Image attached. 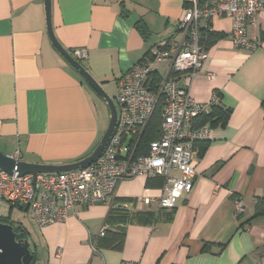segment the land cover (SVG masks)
<instances>
[{
	"label": "crops",
	"instance_id": "obj_1",
	"mask_svg": "<svg viewBox=\"0 0 264 264\" xmlns=\"http://www.w3.org/2000/svg\"><path fill=\"white\" fill-rule=\"evenodd\" d=\"M186 7V0H52V24L73 57L87 51L81 64L115 100L124 74L178 33ZM209 23L223 37L208 49L190 94L202 104L218 94L231 114L213 124L193 189L165 210L163 177L128 179L106 202L76 206L45 228L28 207L0 197V219L25 232L32 264H264V217L254 218L255 199L264 197V11L247 27L261 43L255 51L234 47L230 17ZM109 120L107 104L53 46L44 0H0V151L33 164L75 163L94 151ZM144 196L154 201L139 205ZM115 213L127 219H109Z\"/></svg>",
	"mask_w": 264,
	"mask_h": 264
},
{
	"label": "built area",
	"instance_id": "obj_2",
	"mask_svg": "<svg viewBox=\"0 0 264 264\" xmlns=\"http://www.w3.org/2000/svg\"><path fill=\"white\" fill-rule=\"evenodd\" d=\"M178 33L155 45L149 54L118 81L115 103L117 128L102 155L89 167L62 174L19 176L0 171V197L14 206H26L39 228L64 222L76 206L104 203L119 184L136 177H163L159 197L161 209L176 207L193 189L198 163L196 144L210 139L211 128H196L194 121L219 104L214 94L209 104L197 102L190 94L192 81L209 60L203 42V22L230 17L232 41L237 49L255 51L259 40H251L247 27L264 11V0H186ZM74 58H88L85 49H74ZM168 65L160 73L161 65ZM163 99L160 138L148 152L136 155L137 142ZM18 156V154H17ZM18 158V157H17ZM177 172V176L173 175ZM151 197H141L139 205H150ZM238 211L242 203L236 202ZM103 228L99 237L106 235ZM93 248L96 250V245Z\"/></svg>",
	"mask_w": 264,
	"mask_h": 264
},
{
	"label": "water",
	"instance_id": "obj_3",
	"mask_svg": "<svg viewBox=\"0 0 264 264\" xmlns=\"http://www.w3.org/2000/svg\"><path fill=\"white\" fill-rule=\"evenodd\" d=\"M47 20V31L53 46L68 61V63L83 77L87 84L107 104L110 110L108 127L94 151L86 158L66 165L33 164L7 156L0 151V171L19 176L29 174H62L82 170L92 165L103 153L118 124V110L115 101L106 93L102 85L89 71L75 59L58 41L52 24V0H44ZM33 254L27 239H18L14 228L0 222V264H32Z\"/></svg>",
	"mask_w": 264,
	"mask_h": 264
},
{
	"label": "trees",
	"instance_id": "obj_4",
	"mask_svg": "<svg viewBox=\"0 0 264 264\" xmlns=\"http://www.w3.org/2000/svg\"><path fill=\"white\" fill-rule=\"evenodd\" d=\"M138 29L141 32V34L144 36L146 33L145 27L142 25H139ZM202 32H203V42L202 43L205 45V48L207 50L210 48V46L213 43H215L216 41H218L219 39L223 37L222 34L215 33L210 29V23H208L202 29ZM149 52L146 54V56L149 54ZM162 109H163V99H161L158 102L150 121L148 122L147 126L145 127L142 135L140 136L137 142V146H136L137 156L146 154L148 152L149 144L160 138L161 126H162V116H161ZM230 114H231L230 109H224L219 104H217L211 108L210 113L200 115L199 117H197L194 121V126L196 128H199V127H202L208 124L210 128H212L213 124H215L216 122L225 123L228 120ZM208 141L209 140L199 142L196 144V148L198 149V158H200L203 155V152L206 149L205 147ZM115 214L111 215L109 219L113 221H116V220L120 221V220L127 219L126 215H120L117 213ZM260 217H264V197H256L255 199L254 218H260ZM0 221L13 226L15 233L18 235V239H26V235L24 234L25 232H23L21 227H16L13 223L9 222L7 219H0ZM119 244L121 243H117L114 239L111 245L112 247L116 248ZM261 256L264 257V248L261 251Z\"/></svg>",
	"mask_w": 264,
	"mask_h": 264
},
{
	"label": "rangeland",
	"instance_id": "obj_5",
	"mask_svg": "<svg viewBox=\"0 0 264 264\" xmlns=\"http://www.w3.org/2000/svg\"><path fill=\"white\" fill-rule=\"evenodd\" d=\"M109 96H110L112 99H114V96H115V95H111V94H110Z\"/></svg>",
	"mask_w": 264,
	"mask_h": 264
}]
</instances>
